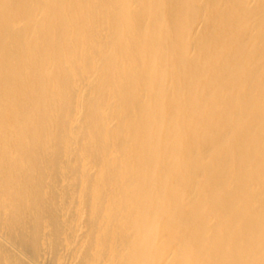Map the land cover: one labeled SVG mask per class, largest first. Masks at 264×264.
<instances>
[{
  "label": "bare ground",
  "instance_id": "bare-ground-1",
  "mask_svg": "<svg viewBox=\"0 0 264 264\" xmlns=\"http://www.w3.org/2000/svg\"><path fill=\"white\" fill-rule=\"evenodd\" d=\"M0 264H264V0H0Z\"/></svg>",
  "mask_w": 264,
  "mask_h": 264
}]
</instances>
